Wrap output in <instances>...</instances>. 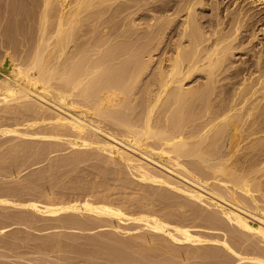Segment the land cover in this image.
<instances>
[{
  "label": "bare ground",
  "instance_id": "bare-ground-1",
  "mask_svg": "<svg viewBox=\"0 0 264 264\" xmlns=\"http://www.w3.org/2000/svg\"><path fill=\"white\" fill-rule=\"evenodd\" d=\"M146 1L0 0V20L9 25L5 35L23 36L29 46L23 56L16 59L14 53L16 60L10 56L8 65H0V151L9 134L12 140L30 134L50 138L40 144L24 138L0 152V232L16 227L8 239H0V247L15 258H23L18 250L30 242L31 253L45 257L41 262L33 257L31 262L29 252L26 258L31 264H58L56 253L63 264H230L228 253L236 264H264V100H259L264 94V44L260 40L256 44L260 48L253 52L257 76L249 72L242 79L237 96L234 93L238 99L233 95L229 100H206L213 93L210 87L216 86L217 73L230 67L226 63L232 51L244 45L241 33L253 25L252 15L238 0H213L209 5L215 19L204 27L197 10L209 0H154L152 23L143 18L147 24L142 26L141 19L137 24L129 17ZM169 28L168 34L173 31L176 39L162 47ZM250 37L247 44L256 36ZM195 73H204L205 83L187 87ZM31 120L47 124L32 129ZM24 125L25 130L17 129ZM53 137L72 140L61 143ZM66 145L73 148L70 153H65ZM89 160L96 170L93 180L88 179L90 171L81 167ZM28 168L31 172L19 176ZM129 173L149 185L153 181L157 187L160 183V188H172L176 198L185 193V199L181 194L185 202L188 196L190 205L194 199L195 207L188 203L192 213L180 212L177 206L176 215L173 209L179 203L174 195L169 197L167 190L168 195L153 185H145L148 193H143L149 201L162 203L153 204L157 209H152L146 195L139 199L146 198L147 203H133L136 195H132L125 198L127 204L120 195L124 205H113L108 189V200L105 192L101 195L105 189L100 186L110 188V179L130 183ZM129 221L137 223L141 232L131 233L119 225ZM228 224L233 225L230 233L234 226L241 230L232 242L230 236L237 228L228 239ZM113 225L122 236L119 231L95 237L59 231L92 232ZM193 226L218 229L219 243L226 236L219 249L226 252L209 250L215 246L212 243L205 250L214 232L208 236L195 232ZM29 231L51 234L33 238ZM206 235V241L201 239ZM240 244L248 246L238 254Z\"/></svg>",
  "mask_w": 264,
  "mask_h": 264
},
{
  "label": "rangeland",
  "instance_id": "rangeland-1",
  "mask_svg": "<svg viewBox=\"0 0 264 264\" xmlns=\"http://www.w3.org/2000/svg\"><path fill=\"white\" fill-rule=\"evenodd\" d=\"M146 1V0H145ZM151 1H154V0H149L148 2H149V5L147 4V1L145 2V4L146 5H144L143 6V4H142V6H140L139 5V7H138V9L136 8V7H134V9H132V12L134 13V11H135V9H136V11H137V14H135L134 16H133V14H132V16H130L129 17V19L131 18V20H134V22L135 23H137L140 19H141V21H140V23L142 24V26L144 25V24H147V23H152V20H151V15L153 16L155 13H154V10H153V6L154 5H152L153 3L151 2ZM213 0H209V2H208V5H206V6H204V8H202V9H198L197 10V14H198V16H199V22H200V24H202L204 27L205 26H208V25H210L212 22H213V20L215 19V17H214V15H215V13H214V10H213V7H211L209 4L212 2ZM226 1V0H225ZM224 1V2H225ZM238 2H241L240 3V6L241 7H243V11H248V13L250 14V15H252V22H253V25L251 26V27H249L247 30L246 29H243L242 30V33H241V36H245L242 40H240V42H242V41H244V45H242L241 47H239V48H237V49H235V50H233L232 51V54L230 55V57H228V61H227V63H226V65L227 66H230L229 68H227V69H224L222 72H218L217 73V78H216V86L215 85H213V86H215V87H210L211 88V90L209 91V93H212V94H210L209 96H207L206 98H208V99H206V100H221V98H222V100H225V99H227V100H229L230 98H233L232 96L234 95V98L237 96V92H238V90H239V87L241 86L239 83H241V81H242V79L243 78H247V76H248V73L249 72H252L253 73V77H255V76H257V72H256V70H255V59L253 58V52L254 51H256V50H258L259 48H260V46H257L256 44H257V42H258V40H260L261 41V43L262 44H264V0H262V2H255V0H238ZM143 3H144V1H143ZM152 3V4H151ZM223 5H224V3L223 4H221L220 5V7L222 8L223 7ZM232 9V8H231ZM131 10V9H130ZM129 10V11H130ZM134 10V11H133ZM128 11V12H129ZM136 11H135V13H136ZM149 16V17H148ZM148 17V18H147ZM143 18L145 19V20H148L149 18H150V20L149 21H151V22H147V23H145L144 21H143ZM147 18V19H146ZM4 20V21H3ZM3 20H0V21H2V25H1V22H0V25L3 27V28H1V26H0V32H1V34H0V65L2 64V65H8V63H9V60L8 59H10L11 58V60L13 61L15 58L16 59H18L19 57H21V55L23 56L25 53H26V51H27V49H28V44H27V40H26V38H24L23 36H20L19 37V35H15V36H13L12 38H9L8 36H6L5 34H7V33H5L6 32V30H5V27L7 26V22L5 21V19H3ZM143 21V22H142ZM3 22H4V26H3ZM139 23V24H140ZM144 23V24H143ZM6 24V25H5ZM138 24V23H137ZM9 26V25H8ZM8 26L6 27V28H8ZM145 26V25H144ZM171 28V30L173 29V27L171 26L170 27ZM170 28L166 31V33H165V36H164V38H165V44L163 45L162 44V47L164 46H167L168 44H171V42L172 41H174L175 39H176V36L173 34V31L170 33V34H168L171 30H170ZM1 29H3V30H1ZM3 33H4V35H3ZM251 34H255V38L254 39H252L251 40V44H247V42L251 39V37H250V35ZM1 36H4L3 38L1 37ZM18 36V37H17ZM5 37H6V40H5ZM17 37V38H16ZM24 38V39H23ZM167 38V39H166ZM170 38V39H169ZM10 39H13L12 40V42H11V40ZM3 42H2V41ZM9 40H10V42H9ZM22 40H24V41H26V42H23ZM15 41V42H14ZM167 41V42H166ZM14 42V43H13ZM16 42H18V43H16ZM23 42V43H22ZM239 41H237L236 43H238ZM9 43V44H8ZM11 43V44H10ZM20 43V44H19ZM21 43H22V45H21ZM15 44V45H14ZM17 44V45H16ZM25 44V45H24ZM247 44V45H246ZM7 45H8V47H11L12 45V49L11 48H8L7 47ZM22 46H24V47H22ZM15 49H14V48ZM18 47H20L21 49H24L25 47V49L22 51L20 48H18ZM170 47V46H169ZM168 48V47H167ZM167 48L165 49V50H167ZM6 49V50H5ZM8 49H10V50H8ZM13 49L15 50V51H13ZM5 50V51H4ZM164 50V49H163ZM8 51H10V52H8ZM20 51H22V53L20 52ZM12 52V53H11ZM6 53H8V55L5 57V55H6ZM15 53V54H14ZM13 54H14V56H15V58H14V56H13ZM18 56H17V55ZM159 54H160V56H161V53H160V49L157 51V52H155V56H154V59L156 58V61H158V58H159ZM5 57V59H4V57ZM11 56V57H10ZM10 57V58H9ZM12 57H13V59H12ZM8 58V59H7ZM7 59V60H6ZM15 59V60H16ZM5 61V62H4ZM3 62V63H2ZM6 67H8V66H6ZM202 83H205V74L204 73H200V74H198V73H195V75H193L189 80H188V82H186V85H187V87H195V86H197V85H200V84H202ZM239 86V87H238ZM213 89V90H212ZM262 89H263V91H262ZM260 91H259V95H260V93H261V91L264 93V88H262ZM235 91H236V93H235ZM236 94V96H235V94ZM207 94H208V92H207ZM262 94V93H261ZM226 97V98H225ZM239 97V96H238ZM229 98V99H228ZM233 98V99H234ZM259 98V97H258ZM238 98L236 97V99L235 100H237ZM240 100V99H239ZM259 100H264V94L262 95V96H260V99ZM86 121H87V119H86ZM38 123V124H37ZM41 122H39V121H35V120H31L30 122H29V124H32V129H36V128H38V127H40V126H42L43 124H40ZM39 124H40V126H39ZM45 124H47V123H45ZM45 124H44V126H45ZM34 125V126H33ZM22 127H24V128H22ZM20 128V130H25L26 129V127H25V125L24 126H21V127H18L17 129H19ZM27 134H30L28 131H25ZM9 135H11V134H9ZM9 135H7L8 137H6V136H4V137H6V139H8V140H6L5 139V141L7 142H4V144H3V146L2 147H4V149H6L7 147H9V146H7V145H13V144H16V143H18V142H20L19 140H23L24 141V138H22V139H14V140H12V138H14V136L13 135H11V139H10V136ZM31 135L32 134H30V135H28V137L27 138H25V141H27V140H29V141H34V142H36V143H41V142H49L48 141V136H42V137H40L41 139H39V137L38 136H35V135H32V138H31ZM25 136H27V135H25ZM3 137V138H4ZM34 137V138H33ZM46 137V141H45V138ZM28 138H30V139H28ZM54 138V137H53ZM27 139V140H26ZM33 139V140H32ZM44 139V140H43ZM50 139V138H49ZM57 139H58V141H62L61 143H63V142H68V141H70V140H72V139H69V138H65V139H63V138H56V140H55V138L53 139L54 141H57ZM52 140V138H51V141H53ZM12 141V142H11ZM40 141V142H39ZM50 141V142H51ZM57 141V142H58ZM59 142V143H60ZM13 143V144H12ZM1 147V148H2ZM69 148V146H65V153H70V151H72V149L73 148ZM83 148V147H82ZM3 148L1 149V151H3L4 150ZM71 149V150H70ZM70 150V151H69ZM94 150V149H93ZM0 151V152H1ZM92 162V160H89L87 163H85L84 165H81V167L83 168V170L85 171V169H86V172H88V171H90V172H88L87 173V175H88V179L89 180H93L94 179V172L96 171L95 170V168H92V165H90V163ZM93 163H95V161L93 160ZM259 163H262V162H259ZM259 165V164H258ZM262 166V164L261 165H259V166H257V167H261ZM90 167V168H89ZM250 167V164H248V168ZM31 168V170H34L35 169V167H30ZM30 168H28V169H26V170H24L23 172H21L20 173V175L19 176H23L24 174H26V173H28L29 172V170H30ZM85 168V169H84ZM89 169V170H88ZM258 169V168H257ZM31 170H30V172H31ZM93 173V174H92ZM259 173H262L261 171L259 172ZM133 175V176H132ZM135 175H137V174H135V173H129V179H130V183H127V182H124L122 179L120 180V181H122L124 184H127V185H125L126 186V188H128V189H126V188H124V184H123V189L121 188V186H122V184L120 185V181L118 180V179H116V181L113 179H110V180H108L107 181V186L108 187H110V188H107V187H103V185H102V187L100 186V189H105L104 191H103V194H101V195H105V196H107V200L109 199L108 198V196H109V194H110V200L112 199L113 200V202H112V204L114 203L115 205H116V202H117V204L119 203H123V205H124V202L123 201H125L126 199V197H135V195H136V197H135V199H133V198H130L129 199V204H130V202H132L133 200V203H135V200L136 201H139L140 199H142L143 197H145V195H146V193H148L146 190H145V185H147L148 187H150V185L152 186L153 185V181H149L150 182V185H149V183H148V181H146V180H144V181H142V179L140 180V178L141 177H139L138 175L137 176H135ZM136 177H138V178H136ZM13 180H15V177L12 179V182H15V181H13ZM96 180V179H95ZM112 180V181H111ZM114 181V182H113ZM109 182V183H108ZM121 182V183H122ZM155 182V181H154ZM141 183V184H140ZM110 184V185H109ZM138 184H140V186H138ZM157 183L155 182V184L153 185V189H155L156 187H157V185H156ZM160 186H162V184H160V183H158ZM144 185V186H143ZM159 185H158V187H159ZM104 186H106V184L104 185ZM133 187V189L135 190V189H137V190H132V188L131 187ZM146 186V187H147ZM137 187V188H136ZM139 187V188H138ZM156 188L155 190H157V191H159L158 189H160V191L159 192H162V193H164L165 192V190H167V187L166 186H163V187H166V189L165 188ZM140 188H142V189H140ZM170 188V187H169ZM102 189V190H103ZM109 190V194H107L106 192ZM144 189V190H143ZM102 190H99V192L101 193V191ZM140 190H142V191H140ZM171 190H172V188H171ZM171 190L169 189V190H167L168 191V194H169V197L171 196H173L174 195V193L173 192H175L174 190H172V193H171ZM106 191V192H105ZM111 191V192H110ZM132 191H134V192H132ZM137 191V192H136ZM143 191H145L146 193L144 194L143 193ZM104 192H105V194H104ZM177 192V191H176ZM175 192V194L177 195V193ZM179 192V191H178ZM124 195H122V194ZM131 193H134V194H131ZM142 193H143V195H142ZM167 192H165V194H166ZM179 193H181L182 194V192H179ZM127 196H126V195ZM130 194V195H129ZM139 194V195H138ZM168 194H166V195H168ZM170 194H172V195H170ZM180 194V195H181ZM184 195H185V193H183ZM182 194V195H183ZM115 195V196H114ZM122 197H124V199H123V201H122V199L120 198L121 196ZM129 195V196H128ZM133 195V196H132ZM142 195V197H140ZM176 195H174V197L176 196ZM179 194H178V200H177V198L175 197V199H176V204L177 203H179V205H182L183 204V202L184 203H187V208L185 207V206H183V209H182V207H180L179 205H176L175 204V201L173 200L174 199V197H173V201H174V204L176 205L175 207L177 208V206L180 208L179 210H180V212H182V211H186V210H188L189 211V209H190V212L192 213V211L191 210H193V209H191V208H189L190 206L191 207H195L194 206V204L192 205V203H194V199H191V197H190V201H191V205H190V203L188 202V198H189V196L186 198V202H185V197H184V195H183V197H184V199H183V197H182V195L180 196ZM114 196V197H113ZM148 195H146V198H148V203L150 202V205L151 206H153L152 207V209L153 208H156L157 209V207H155L153 204L155 203V202H157V201H149V197H147ZM113 197V198H112ZM116 197V198H115ZM182 198V200L180 199V198ZM128 198H127V201H128ZM140 198V199H139ZM146 198H144L143 199V201L142 200H140V201H142L143 203H147V200L145 201V199ZM117 199L118 200H121V201H117ZM133 199V200H132ZM188 199V200H187ZM109 200V201H110ZM132 200V201H131ZM179 200H181V202L179 201ZM127 201H125V204H127L128 202ZM145 201V202H144ZM179 201V202H178ZM183 201V202H182ZM127 202V203H126ZM152 203V204H151ZM158 204H162V203H159V202H157ZM181 203V204H180ZM188 203H189V207H188ZM113 204V205H114ZM128 204V207L131 205H129ZM37 206L39 205H41V204H36ZM146 205V204H145ZM150 205H149V207H150ZM156 206H157V204H155ZM186 205V204H185ZM117 206H120V205H117ZM159 206L160 205H158V208H159ZM163 206V205H162ZM126 207V206H125ZM130 207H132V206H130ZM127 208V207H126ZM161 208V207H160ZM175 208V209H176ZM151 209V210H152ZM156 209H154L155 211H156ZM175 209H173L176 213V215H178V212H179V210H178V208H177V210H175ZM153 210V211H154ZM163 209H158L157 211H161V213H164L165 212V209H164V211H162ZM135 211H137V210H135ZM132 212V211H131ZM179 212V213H180ZM189 212V215L191 214ZM183 213H185V212H183ZM186 213L188 214V212L186 211ZM156 214H160V213H157L156 212ZM162 215V214H161ZM176 217V216H175ZM175 217L174 218H172L173 219V221H175ZM176 219H177V217H176ZM178 220V219H177ZM173 221H172V223L170 224V222H169V224L170 225H173ZM129 222H131V221H129ZM176 222V224H177V221H175ZM195 222H197V221H195ZM195 222L193 223V225H198V223L197 224H195ZM44 223H45V221H44ZM46 223H49V221H46ZM126 223V224H125ZM186 223V222H185ZM228 223H230V222H228ZM113 224V223H112ZM175 224V223H174ZM175 224V225H176ZM231 224H233V223H230V225ZM114 225L116 226V228H117V222L116 223H114ZM113 225V229L115 228V226ZM119 225H122V226H125V227H127V229L128 230H130V231H132L131 233H133V231H135L134 233H138L139 231L141 232V229H139L138 228V224L137 223H128V222H124V224H122V223H120ZM128 225H129V227H128ZM229 225V224H228ZM229 225V226H230ZM174 226V225H173ZM227 226L228 227V229H226V230H228L227 232L228 233H230V228L233 226ZM109 227V226H108ZM108 227H106V229L104 230V228H101L100 230L99 229H97V230H94V231H88V232H80V231H77V230H75V231H69V230H59L60 231V233H64V234H67V232L68 233H71V234H76L77 236H79V237H81V235L82 236H87V237H95V236H97L99 233H101L102 234V232H104V233H108V232H115V233H117L118 231H119V229H118V231H117V229L115 228L114 230L113 229H111V227L108 229ZM135 227H137V230H134V229H136ZM235 228H237V226H234ZM233 227V229H231V233L230 234H226V233H224L225 231H224V229H225V227H222L221 229H220V232L221 231H223L222 232V234L224 233V235L226 234V236H227V238H228V235H232L234 232H233V230H235V228ZM16 227L14 226V228H13V226H11L10 228L9 227H7V228H5V229H3V232H0L1 234H0V239H3V240H5V239H8V237L10 236V233H12L11 231H14V230H16L15 229ZM134 228V229H133ZM191 228V227H190ZM193 229H194V231L196 232L197 231V229H198V231L197 232H199V230H200V232L202 231V233L203 234H206L207 232V234H208V236H211L212 234H213V232H214V236H211L210 238H211V240H209L208 239V236H207V238H202L201 237V239H203V240H207L206 242L207 243H205V245L204 244H198L196 247H198V248H202V246L204 245L205 247H207V245L206 244H208V246L209 245H215V246H213V247H211L210 248V246H209V250H211L212 249V251L214 250H216V249H218V251L220 250V251H223V252H226L224 249H219L221 246V243L223 242V240H224V238L226 237H224L223 238V236H222V238H223V240L221 239V243H219L220 242V239H218V237L219 238H221L219 235H218V237H217V232L216 231H218V229H207V230H209V231H207L206 230V228H203L202 227V229H204V230H201V228L200 227H195V226H193L192 227ZM224 228V229H223ZM12 229H14V230H12ZM111 229V230H110ZM139 229V230H138ZM55 230V229H54ZM54 230H50V232L52 233V231H54ZM116 230V231H115ZM144 229H142V231H143ZM192 230V229H191ZM190 230V231H191ZM237 230V231H236ZM235 230V235L233 234L232 236H230V240H231V242H232V240L234 239L233 237H235L236 235H237V233H238V231H239V234H240V232H241V230H240V228H237ZM56 232L58 231V230H55ZM54 231V232H55ZM58 231V232H59ZM66 231V232H65ZM96 231H98V232H96ZM138 231V232H137ZM203 231H206V232H203ZM211 231H213L212 233H211ZM5 232H7V233H5ZM32 232V231H31ZM30 231H29V233H31ZM33 232H35V231H33ZM46 232V231H45ZM39 232V233H37V232H35V233H37L36 235H35V233H34V235H33V233H31L32 235H30V236H32L33 238H35V236L36 237H38V235L40 234H47L48 235V232ZM49 232V233H50ZM220 232H218V234H220L221 235V233ZM243 232V231H242ZM5 233V234H4ZM50 233V234H51ZM216 233V234H215ZM119 234L121 235V234H123V233H121L120 231H119ZM4 235V236H3ZM40 235H39V237H40ZM44 235V236H45ZM46 235V236H47ZM3 236V237H2ZM41 236H43V235H41ZM122 236V235H121ZM233 239H232V238ZM215 238H217V239H215ZM213 239H215V242H214V240ZM226 239V238H225ZM229 239V238H228ZM208 241H213V242H208ZM218 241V242H217ZM225 241V240H224ZM227 241H229V240H227ZM231 242H229L230 244H231ZM245 242V241H244ZM243 242V243H244ZM246 242H248V241H246ZM245 242V243H246ZM212 243V244H211ZM218 243V244H217ZM242 243V244H243ZM249 243V242H248ZM247 243V244H248ZM178 244H181L180 246H182V244H184V243H178ZM220 244V245H219ZM247 244H244V245H237L238 246V248H240V252H238L239 251V249L237 248L236 249V251L238 252V254H240L242 251H241V249L243 248H245L246 246H248ZM24 245L26 246V247H24ZM21 248H19V252H20V255L22 254V256H21V258L23 257L24 259H26L24 262H23V260L21 259L20 260V257L19 258H15L13 255H14V253H13V255H11L12 253H11V251L10 250H8L7 251V248L6 247H0V253H2L1 254V256L0 257H2V258H0V259H2V260H0V261H3V262H7V263H9V261L11 262V264H12V262H14V261H16L15 263H22V264H25V262H26V264L34 257V258H37L35 261L36 262H41V259H45V257H44V255H36L37 257H35V255H33L32 253H31V245H32V243L30 244V242L28 243V244H24ZM27 245H28V247H27ZM232 245V244H231ZM246 245V246H245ZM184 246V245H183ZM182 246V247H183ZM186 246V245H185ZM200 246V247H199ZM204 246H203V248H204ZM217 247V248H216ZM4 248V249H3ZM25 248V249H24ZM29 250V251H25V250H27V249ZM202 248V249H203ZM236 248V247H235ZM235 248H232L233 250L235 249ZM208 249V247L207 248H205V250H207ZM246 249V248H245ZM25 252H23V251ZM10 251V252H9ZM9 252V253H8ZM23 252V253H22ZM32 254V255H30V253ZM236 252V253H237ZM6 253H8L9 254V257H8V255L6 254ZM11 253V254H10ZM29 253V255H27ZM23 254L25 255V256H23ZM224 254H226V253H224ZM3 255V256H2ZM26 255L27 256H29V258H30V260L29 261H27V258H26ZM55 255H58V256H56V258L54 257V255H52V257H53V259L55 258L56 260L54 261V263L56 262V261H58L57 263L59 264L60 262H62V264L63 263H66L65 261H60V259L59 260H57V258L59 257V258H61L62 256L60 255V254H55ZM227 255V254H226ZM231 255V254H230ZM14 257V258H12V257ZM48 256V255H47ZM46 256V257H47ZM61 256V257H60ZM50 257V258H49ZM227 257L229 258V260H230V264H236V263H238V262H236V261H234V260H236L235 259V257L234 256H232L231 255V257H229V253H228V255H227ZM9 258V259H8ZM10 258H11V260H13V261H11L10 260ZM28 258V259H29ZM33 258V259H34ZM41 258V259H40ZM48 258L49 259H51V255H49L48 256ZM47 258V259H48ZM234 258V260H232ZM15 259V260H14ZM32 259V260H33ZM39 259V260H38ZM5 260V261H4ZM9 260V261H8ZM31 260V262H33ZM52 260V259H51ZM47 261V260H46ZM31 262H29L30 264H31ZM184 262V261H183ZM182 262V264H185V263H183ZM14 263V264H15ZM52 263H53V260H52ZM242 262H240L239 264H241ZM246 263H249V262H243V264H246ZM32 264H35V263H32ZM249 264H251V263H249Z\"/></svg>",
  "mask_w": 264,
  "mask_h": 264
}]
</instances>
